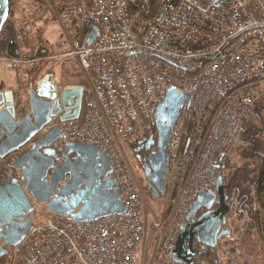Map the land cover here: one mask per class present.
Masks as SVG:
<instances>
[{
    "label": "built area",
    "instance_id": "built-area-1",
    "mask_svg": "<svg viewBox=\"0 0 264 264\" xmlns=\"http://www.w3.org/2000/svg\"><path fill=\"white\" fill-rule=\"evenodd\" d=\"M47 4L62 28L60 45L87 84L79 118L54 122L63 136L50 147L58 153L71 141L102 150L126 210L82 222L48 212L20 243L5 247L13 264H182L173 251L190 205L214 189L252 117L254 95L264 93V0ZM43 59L15 47L0 60L23 84ZM169 86L186 100L166 144L164 211L149 227L135 149L155 134L154 110Z\"/></svg>",
    "mask_w": 264,
    "mask_h": 264
},
{
    "label": "water",
    "instance_id": "water-1",
    "mask_svg": "<svg viewBox=\"0 0 264 264\" xmlns=\"http://www.w3.org/2000/svg\"><path fill=\"white\" fill-rule=\"evenodd\" d=\"M8 13L9 0H0V31ZM97 32L94 28L87 44ZM60 87L50 74L45 75L35 88L27 91L28 108L21 116L17 112L24 110L23 104L14 103L11 91L0 92V159L16 155L8 165L17 172V176L8 175L0 180V241L3 244H0V258L8 252L5 247L17 245L30 232L33 203L45 205L50 213L69 215L75 222L96 220L126 210L102 150L92 144L71 141L58 153L50 147L63 136L51 123L76 120L82 109L83 86L59 90ZM185 100L182 93L169 86L165 98L154 110L155 134L135 149L147 152L141 168L152 198L165 190L169 159L166 144ZM225 199L221 177L217 178L214 190L198 193L178 234L173 251L176 262L203 264L200 255L229 236V229L223 228L229 209ZM202 208L206 211L193 218ZM194 242L202 247L195 249Z\"/></svg>",
    "mask_w": 264,
    "mask_h": 264
},
{
    "label": "rangeland",
    "instance_id": "rangeland-1",
    "mask_svg": "<svg viewBox=\"0 0 264 264\" xmlns=\"http://www.w3.org/2000/svg\"><path fill=\"white\" fill-rule=\"evenodd\" d=\"M9 1H10V13L7 18L8 24L3 29L2 37L3 36L6 37L9 34L8 31L9 28H14V30L17 32V49L20 50V53L23 56H27V57L35 56V57L47 58V62L42 64V66L41 64L40 65L38 64V66L35 69H32L30 71L28 81L26 82V84L21 86L22 94L24 95L21 96L23 99L21 100L18 99V102L23 104L24 107L23 112L26 111L28 108L27 84L31 81L30 80L31 74L37 68L40 69L41 67H44L43 70H48V69L51 71L53 70L54 73H56L57 75H61L63 78L74 77V79L69 81H75L79 83L78 85H82L86 88L87 84L78 66L77 60L72 55H68L69 49L66 44H63L62 46L60 45V43L64 40L62 28L54 20V15L50 10V8H48L47 0H9ZM42 5L43 6L47 5L46 6L47 8L43 9ZM57 37L59 39L58 41H56ZM59 48H61V50ZM57 54L59 55L51 58V56ZM67 56L68 57L71 56V58L67 59ZM3 57L5 56H0V59ZM6 74H7L6 68L3 67V69L0 71V77H3L5 79ZM56 84L59 85L60 83L58 84L57 82ZM254 101L255 104H259L261 107H264V93L255 94ZM263 113L264 111H261L262 115ZM249 123L251 125H255L257 128L258 127L260 128V124L258 122L257 116H252L249 120ZM256 138H260V137H257L255 135L253 139ZM252 143L253 141L248 142L247 139L242 140L239 137V139L231 149L226 164L227 171L229 172V174H231L232 172H236L237 169L241 167L243 168L245 165H247V167L249 164H251L250 166H253V162H250L252 158L251 157L248 158V156L250 155L249 153L252 152L249 149L251 148V146L252 148H254L255 146L252 145ZM257 143H260L259 144L260 146L264 144V140H262V137L260 140L258 139L255 140V144ZM261 151L262 149L254 152L253 155H256L258 157V154L262 153ZM8 160L9 159H7L5 162H8ZM2 164L3 163L1 161L0 172H2L1 170H3ZM11 171L12 172L10 173V175L17 176L16 171L12 169ZM138 174L140 176V172H138ZM142 178L139 177L140 180L139 183L143 191L145 216L147 218V222L149 223V227H150V224H152L154 219L160 216L161 213L164 211L165 202L160 196H158L157 199L152 198L150 191L146 189L147 182L144 178L143 179ZM246 185L247 184H245V186ZM257 204H258L257 209L259 212L258 215L260 217V220L262 221L260 224V228L263 229L264 209L261 206V204H259V202ZM47 213L48 212L45 209V205L34 204V210L31 213L30 217L33 222H38L42 220ZM245 227H247L246 224ZM246 240L249 239H245V242ZM261 244L263 245L264 242L262 241ZM262 245L258 243V246H256V244L252 246L253 249L254 248L256 249V250L254 249L255 250L254 254H252V252L249 254L252 264H264V250L262 247H260ZM240 246L243 247V245ZM258 248L263 252L262 253H260L261 251L256 252ZM218 250L222 252L221 248H218ZM221 256L223 260L224 253H221ZM142 258L146 261V251L142 254ZM239 261H237L238 262L237 264H242L244 262L242 261V258H240ZM0 264H13L10 250H8L5 256L0 258ZM244 264H246V262Z\"/></svg>",
    "mask_w": 264,
    "mask_h": 264
},
{
    "label": "trees",
    "instance_id": "trees-1",
    "mask_svg": "<svg viewBox=\"0 0 264 264\" xmlns=\"http://www.w3.org/2000/svg\"><path fill=\"white\" fill-rule=\"evenodd\" d=\"M9 13H10V1H9ZM8 13V15H9ZM8 24V20L5 22L4 26L2 27L1 31H0V56H11L13 54V50L14 48L17 46V32L14 30V28H9V34L5 37H2V32L4 27H6V25ZM263 107H261L259 104H255V109H253V114L252 116H257L258 122L260 124V128L256 127L255 125H251L249 123V121L245 124V126H249V133H252L253 135H256L257 137L260 138H256V139H251L250 137L248 138V142H252V145H255L254 148L249 149L250 152L248 158H252V160H250V162H253V166H250L251 164L245 165L243 168L245 171H242L241 168L237 169V174L235 179H237V177H239L238 180H241L242 182L247 179H250V181L254 182V180H256L257 178V173H260L259 176V180H258V184L256 186H254L255 188H252L253 186L250 185L249 183H246V188L247 190H245V192L243 191V189H241V193L244 192V196L240 197V201L237 203L238 207L241 208V212H243L241 215L244 214V217L247 219L249 216H254V226L252 224H250V226L245 227L244 225H241L237 228V232L240 233L238 235V238L236 241H238V244H233L230 243L229 245H221L222 247V251L224 253V259L222 260V264H237L240 258H242V261H244L242 264H244L246 262V264H250L251 260H250V253L252 252V254H254L255 250L252 248L253 245L256 244V246H258V243L260 245L261 242H264V228L261 229L260 228V224H261V220L259 217V212L257 209V203L259 202V204H261V206L264 209V144L263 145H259L260 143L255 144V140H260L262 137V140H264V113L263 115L261 114V111ZM249 136V135H248ZM255 137V136H254ZM262 149V153L258 154V157L256 155H253L254 152L258 151ZM246 158V157H245ZM6 161V160H5ZM2 161V167L3 170H1L2 172H0V180L5 179L8 175H10L11 173V168L9 167V162L10 160H8V162ZM255 165V166H254ZM241 182V183H242ZM240 183V182H239ZM251 183V182H250ZM261 184V185H260ZM258 185L260 187H258ZM250 190H252L255 194V199L252 200V197L250 195ZM254 207V209H253ZM253 226V227H252ZM255 228V230H254ZM245 239H249L246 240ZM240 245H243V247H241ZM263 248L264 250V244L262 246H260ZM261 251L259 248L256 252ZM263 251H261L260 253H262ZM251 254V255H252ZM236 259V260H235ZM241 261V262H242ZM240 262V261H239Z\"/></svg>",
    "mask_w": 264,
    "mask_h": 264
},
{
    "label": "flooded vegetation",
    "instance_id": "flooded-vegetation-1",
    "mask_svg": "<svg viewBox=\"0 0 264 264\" xmlns=\"http://www.w3.org/2000/svg\"><path fill=\"white\" fill-rule=\"evenodd\" d=\"M262 110H264V107L262 108ZM254 136L255 135H253L252 133H249V126H243L241 133H240V139H242V140L247 139V141H248L249 137L251 139H253ZM138 156H139V159L142 163L143 158L141 155V151L138 154ZM241 169H242V171H245L244 168L241 167ZM236 174H237V172H232L231 174H229V172L227 171V167H226L225 170L223 171L222 175H221V182L223 185V191H224V194L226 196L224 204H225V206L229 207L228 211L225 214V223L223 225V228L229 229L230 234L228 237L221 238L218 241L216 247H214L212 250H208V251H206L200 255L203 264H222L223 262H222V258H221V251L218 250V248H221V250H222L221 245H223V244L229 245L230 243L235 242V239H237L238 235L240 234L236 231V229L239 226L244 225V224H247V225L252 224L254 226V216L255 215L249 216L246 219L244 217V214L241 215L243 212H241V208L238 207L237 203L240 201V199H241L240 197L244 196L245 190H247L245 184L249 183L250 185L253 186L252 188H255L254 186H256L258 184L260 173H257V178H256V180H254V182L250 181V179H247V180H245V182L244 181L242 182L241 181L242 179L238 180L239 177H237V179H235ZM258 187H260V186L258 185ZM214 189H215V187H214ZM241 189H243V191H244L243 193H241ZM250 195L252 197V200H254L256 198L255 194L252 190H250ZM212 208H216V206L213 205ZM253 209H254V207H253ZM205 211H206V209H204V208L200 209L193 218H197L200 214H202ZM193 218H190V219H193ZM193 246L195 249H200L202 247L201 244H199L197 242H194Z\"/></svg>",
    "mask_w": 264,
    "mask_h": 264
},
{
    "label": "crops",
    "instance_id": "crops-1",
    "mask_svg": "<svg viewBox=\"0 0 264 264\" xmlns=\"http://www.w3.org/2000/svg\"><path fill=\"white\" fill-rule=\"evenodd\" d=\"M46 6H43V9L44 8H47ZM59 35H60V33H59ZM58 37H57V40L56 41L59 40ZM59 49L61 50V48H59ZM58 55L59 54L54 55V56H51V58H53L55 56H58ZM70 58H71V56H69V57L67 56V59H70ZM45 62H47V58H44L39 63V65L41 64V66H42V64H44ZM52 66H53V64H52ZM3 67L6 68L7 74L5 75V79L3 77H0V92L1 91H11L12 94H13V97H14V103L17 105L18 99H20V100L23 99L21 96L24 95V94H22V88H21V86H23L24 84H18L16 72L13 71V70H11V69H9L4 62L0 61V71L3 69ZM37 69L34 70L33 73L31 74V78H30L31 81L27 84L28 90L30 88H35V86L37 85V83L39 82V80L41 78H43L47 73H51V72H52L51 74L57 80L58 84L60 83V86H61L60 87V90L62 88L68 87V86H74V85H78L79 84V83H77L75 81H69V80L74 79V77H66V78H63L61 75H57L56 73H54L53 70L52 71L49 70V69L48 70H43L44 67H41L38 70ZM22 112L23 111L17 112V116H21L23 114ZM254 230H255V228H254ZM236 240L237 239H235V242L233 244H238V241H236ZM221 253H223V251Z\"/></svg>",
    "mask_w": 264,
    "mask_h": 264
}]
</instances>
